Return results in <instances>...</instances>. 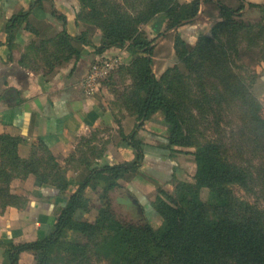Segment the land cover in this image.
I'll return each instance as SVG.
<instances>
[{
    "label": "trees",
    "instance_id": "trees-1",
    "mask_svg": "<svg viewBox=\"0 0 264 264\" xmlns=\"http://www.w3.org/2000/svg\"><path fill=\"white\" fill-rule=\"evenodd\" d=\"M81 1L89 5L93 2ZM246 1L240 0L236 9L213 1L220 10L222 20L212 27V36L200 33L195 47L191 48L181 34L176 35L177 54L192 76L200 77L205 65L210 69L217 65L211 54H204V43L209 42L213 46L218 41L217 46L224 54L226 51L223 48L234 42L240 31L264 32V21L254 26L237 20ZM141 2L137 13H130L118 2L103 0L106 11L102 14L103 43L96 50L97 55L111 49L128 50L137 55L136 61L142 64L136 79L141 92L145 93L142 98L136 96V121L139 123L131 133L121 130L119 141L120 146H130L136 150V159L119 164H101L99 160L104 157L105 147L100 150L96 159L87 163L90 172L67 200L52 234L35 242L11 245L7 264H19V256L24 251L34 254L36 264H55L54 254L60 252L66 257L64 264H264V207L256 201L239 198L234 191L235 186H240L256 199L264 201L263 104L241 76L222 70L221 83L226 93L219 97L204 93L199 101L195 100L201 104L208 128H213L219 137L205 143L194 142L199 130L196 126H189L190 135L186 133L184 111L169 94L170 89H165L163 81L156 77L151 59L153 43L140 26L152 24L153 28L161 31L166 21L169 22V29L192 23L200 13L202 0L185 5L178 0ZM256 7L264 14V4H257ZM28 14L11 18L8 24L10 46L15 40L13 29ZM243 33L245 35V31ZM71 39L65 29L54 43L58 48L69 49L78 58L79 51L72 47ZM78 39L83 43L89 42L84 33ZM54 66L46 63L45 69L52 70ZM231 103L236 104V119L241 122L236 130L232 127L234 120L229 115L233 112ZM158 112L164 114L168 135L156 136L160 145L151 146L140 137L138 130ZM226 128H231L230 135ZM19 144V138L0 136V211L9 205L21 206L25 203L10 191L11 181L15 177L34 174L39 185H54L61 195L66 194L70 184L49 149H37L31 158L22 159L17 151ZM181 146L197 148L195 182L180 181L174 193H171L169 185L176 176L172 177V180L157 188L153 199L143 203L147 218L145 222L120 220L112 209L109 196L118 186V181L127 174L138 172L150 155H168L172 159L177 152L176 147ZM41 152L43 157H39ZM45 153L48 155L46 161ZM99 181L105 184L102 196L106 204L99 223L93 224L83 219V200L86 188H96ZM203 188L211 189L213 201L204 202L201 199ZM155 216L162 218L158 229L151 225ZM70 231L81 233L87 242L65 244L64 239Z\"/></svg>",
    "mask_w": 264,
    "mask_h": 264
},
{
    "label": "crops",
    "instance_id": "crops-1",
    "mask_svg": "<svg viewBox=\"0 0 264 264\" xmlns=\"http://www.w3.org/2000/svg\"><path fill=\"white\" fill-rule=\"evenodd\" d=\"M227 1L232 3L223 1L224 4L234 9L240 4V0ZM77 2L0 0V136L20 139L17 151L22 159L31 158L37 149H49L70 183L66 194L61 195L54 185H39L34 174L13 178L10 191L25 203L9 205L0 211V264L8 263L11 245L35 242L54 231L67 200L90 172L68 161L82 137L98 129L119 127L106 90L101 91L100 85L95 94L87 89L86 81L100 56L96 50L103 39L101 33H95L88 43L78 39L85 30L79 25ZM249 2L264 4V0ZM26 13L29 14L25 20L13 29L15 40L10 46L8 24L12 17ZM65 29L72 38V47L79 51L78 58L69 49L58 48L54 43ZM124 51L111 49L106 52L118 56ZM46 63L55 66L52 70L45 69ZM260 82L264 88V69ZM164 122V116L158 112L143 123L138 133L151 146H158L160 142L156 136L168 135ZM137 123L124 119L125 132L131 133ZM136 153L133 147H122L114 142L105 146L104 157L99 162H132ZM175 158L168 155L147 157L136 178L121 181L117 198H125L127 190L143 209V203L154 198L158 187L179 175L180 163ZM103 186L101 183L96 188H86L84 220L94 221L99 215ZM157 218L160 223L162 218ZM35 262L32 252L24 251L19 256V264Z\"/></svg>",
    "mask_w": 264,
    "mask_h": 264
},
{
    "label": "rangeland",
    "instance_id": "rangeland-1",
    "mask_svg": "<svg viewBox=\"0 0 264 264\" xmlns=\"http://www.w3.org/2000/svg\"><path fill=\"white\" fill-rule=\"evenodd\" d=\"M77 1L79 25L85 30L83 33L86 34L87 39L93 37L95 33H101L103 39L101 26L103 25L104 18L102 17V14L106 12L103 6V0H93L90 5L88 3H85V5L81 0ZM113 1L121 4L130 13H137L140 6H142L141 0ZM178 1L182 5H185L192 3L194 0L190 2H187L186 0ZM223 1L227 4L232 3L227 0H217L216 2L224 4ZM249 1L250 0H247L245 2V8L241 11V16L237 20L254 26L263 24L264 14L260 8L256 7V3ZM221 20L220 10L218 6L213 3V0H202L200 13L192 23L169 29V22L166 21L163 24L161 31H157V29L153 28L152 24H142L140 26L144 35L149 40H152L153 43L154 49L151 59L156 77L163 81L165 89H170L169 94L180 103L179 106L184 111L187 121L186 133L190 135L189 126H196L199 130L193 139L196 143H205L208 140H213L219 137V134L215 132L213 128H208V124L203 117L201 104L195 102V100L199 101L204 93L214 94L217 97L226 93L223 91L221 83L222 70L232 71L244 79L250 91L253 92L254 95L259 96L263 104L264 114V88L260 82V74L262 69H264V32L259 34L256 30L240 31V36H238V33L235 41L230 45H227L226 49L223 48L224 51H226L224 54H222L221 48L217 46L218 41H216L217 45L213 44V46H211V43L209 42L204 43V54H208L207 56L211 54L214 57L213 61H215L217 65L214 69H210L205 65L200 77L192 76L187 65L177 54L176 35L181 34L182 38L186 40L192 48L197 45L200 33L212 36V27ZM208 25H210V27H208ZM206 27L208 28L206 29ZM203 28L205 30L204 32H202ZM243 31H245V35H243ZM224 41L227 42L225 37ZM213 57L211 59H213ZM205 58L209 59V57ZM136 59H138V56L132 54L128 50H125L118 56H113L109 52H104L99 58H97L94 64L99 66L97 69L98 74L95 76L97 86L95 85L96 88H94L92 93L95 94L100 85L101 91L106 90L108 95H110V102L114 109L113 112L115 119L118 122L119 129L111 127L98 129L82 138L75 152L68 160L70 165L77 168L85 167V169H88L87 163L89 161H94L99 155L100 150H103L107 144L115 142L119 145L121 130L125 132L123 128V120L128 118L131 119V121H136V112L138 110V106L135 104V101L137 100L136 96H140V98L145 96V93L143 91L141 92L140 86L136 81L137 74L142 65L140 62H137ZM165 76L166 78L163 80ZM230 106H232L231 109L233 112H230L231 114L229 115L231 119L234 120L235 124L232 127L236 130L237 125H240L241 122L236 119V104L231 103ZM160 113L164 116L162 112ZM226 129L229 130L228 134L230 135L229 132L231 128ZM176 149L177 152L174 157H176V161H179L180 167L178 170L179 175L176 176L172 185H169L171 193H174L175 188L180 181L195 182V176L197 173L196 146H181L176 147ZM39 157H43V152L39 154ZM47 158L48 155L45 153V161ZM62 170L64 174V169L62 168ZM139 172L140 170L136 173L127 174L124 178L118 181V186L110 192L109 196L111 197L112 209L120 220L136 223H142L147 220L146 214L143 212L142 208L127 207L126 205L119 203L116 194L117 190L121 189V181H131L137 177ZM99 182L100 184L102 183L105 185L104 181ZM234 191L239 198L250 202L256 201L259 206L264 207L263 200L256 199V197L247 193L242 187L235 186ZM125 193L127 194L126 196H128H125V198H131L134 202L138 203L131 192L126 190ZM213 198L214 196L211 189H202L201 199L204 202H211L213 201ZM101 199L102 207L99 211V215L94 221L87 220L90 223H99L100 214L106 204L102 195ZM155 219L156 216L152 218L151 225L154 229H158L161 226L162 221L159 223L158 218ZM64 240L65 244L71 242H87V238L76 231H70ZM65 261L66 257H63L62 252L54 254L55 264H64Z\"/></svg>",
    "mask_w": 264,
    "mask_h": 264
},
{
    "label": "built area",
    "instance_id": "built-area-1",
    "mask_svg": "<svg viewBox=\"0 0 264 264\" xmlns=\"http://www.w3.org/2000/svg\"><path fill=\"white\" fill-rule=\"evenodd\" d=\"M98 65H93L92 70L90 72V74L88 75V79L86 81V86L88 91L91 93L95 87V85L97 86V82L95 80V76L98 74L97 69H98Z\"/></svg>",
    "mask_w": 264,
    "mask_h": 264
},
{
    "label": "water",
    "instance_id": "water-1",
    "mask_svg": "<svg viewBox=\"0 0 264 264\" xmlns=\"http://www.w3.org/2000/svg\"><path fill=\"white\" fill-rule=\"evenodd\" d=\"M118 202L127 207H138L141 209L140 205L137 202H134L131 198H118Z\"/></svg>",
    "mask_w": 264,
    "mask_h": 264
}]
</instances>
